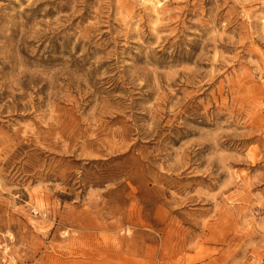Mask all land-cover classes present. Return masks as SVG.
Listing matches in <instances>:
<instances>
[{
	"label": "rangeland",
	"instance_id": "rangeland-1",
	"mask_svg": "<svg viewBox=\"0 0 264 264\" xmlns=\"http://www.w3.org/2000/svg\"><path fill=\"white\" fill-rule=\"evenodd\" d=\"M0 0V264H264V0Z\"/></svg>",
	"mask_w": 264,
	"mask_h": 264
},
{
	"label": "bare ground",
	"instance_id": "bare-ground-1",
	"mask_svg": "<svg viewBox=\"0 0 264 264\" xmlns=\"http://www.w3.org/2000/svg\"><path fill=\"white\" fill-rule=\"evenodd\" d=\"M164 1H168V0H164ZM139 2L143 6L142 8L144 9V12L154 17H159L165 5V2L158 1L157 3H155L152 0H139ZM263 24H264V20H263Z\"/></svg>",
	"mask_w": 264,
	"mask_h": 264
},
{
	"label": "built area",
	"instance_id": "built-area-1",
	"mask_svg": "<svg viewBox=\"0 0 264 264\" xmlns=\"http://www.w3.org/2000/svg\"><path fill=\"white\" fill-rule=\"evenodd\" d=\"M152 1H154L155 3H157L159 0H152Z\"/></svg>",
	"mask_w": 264,
	"mask_h": 264
}]
</instances>
